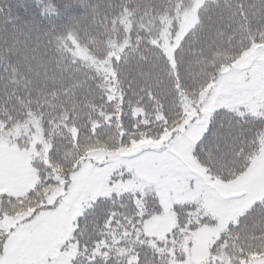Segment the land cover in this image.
Instances as JSON below:
<instances>
[{"label":"snow or ice","instance_id":"snow-or-ice-1","mask_svg":"<svg viewBox=\"0 0 264 264\" xmlns=\"http://www.w3.org/2000/svg\"><path fill=\"white\" fill-rule=\"evenodd\" d=\"M0 264H264V0H0Z\"/></svg>","mask_w":264,"mask_h":264}]
</instances>
